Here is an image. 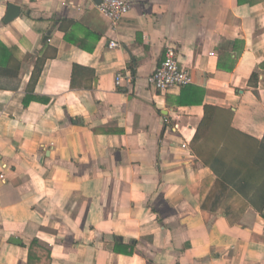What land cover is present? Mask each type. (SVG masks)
Wrapping results in <instances>:
<instances>
[{"label":"crops","instance_id":"obj_1","mask_svg":"<svg viewBox=\"0 0 264 264\" xmlns=\"http://www.w3.org/2000/svg\"><path fill=\"white\" fill-rule=\"evenodd\" d=\"M128 1L112 25L94 0H0V264H264V178L233 192L204 164L242 151L229 128L264 137V0ZM169 44L192 81L159 93Z\"/></svg>","mask_w":264,"mask_h":264},{"label":"trees","instance_id":"obj_2","mask_svg":"<svg viewBox=\"0 0 264 264\" xmlns=\"http://www.w3.org/2000/svg\"><path fill=\"white\" fill-rule=\"evenodd\" d=\"M59 27L64 31V39L72 44L78 45L82 49L91 51L94 48V43L87 42V40L93 39L94 42L99 39V35L89 31L86 28H83L79 23H76L72 20H60ZM66 22V23H64ZM71 26V29L68 28ZM77 27H81L84 32V36L82 38H77L74 33V29ZM74 28V29H73ZM5 52L2 47H0V53ZM257 75L254 72L251 75V78H255ZM203 118L200 121L194 138L192 140V145L194 144V150L196 148V152L198 156H201L199 152L203 141L200 142L199 140H203L206 138L208 133L214 127V118L216 108L211 105L205 104L203 106ZM229 126H226L227 128ZM224 128V129H225ZM229 131L232 134H239L242 136V148L240 150H235L236 147H230L231 149L228 152L229 147H224V150L217 153L216 155H212L211 157L204 158V164L209 166L214 173L221 177L223 181H229L234 185L231 191H239L242 193H246L250 187L251 182H253L256 178H264V137L261 141L253 139L247 135H242L240 132L235 131L229 128ZM206 141V139H204ZM197 142L198 147L195 145ZM202 144V145H201ZM238 147V146H237ZM215 148V147H214ZM239 148V147H238ZM225 152H228L226 156ZM229 157V159H228ZM221 169V170H220ZM228 207V205H225ZM246 206V203L241 204L240 207L243 209ZM253 206L261 212H264V202L253 204ZM35 249H41L42 251L46 252L36 240L32 241L31 245L29 246V253H33Z\"/></svg>","mask_w":264,"mask_h":264},{"label":"built area","instance_id":"obj_3","mask_svg":"<svg viewBox=\"0 0 264 264\" xmlns=\"http://www.w3.org/2000/svg\"><path fill=\"white\" fill-rule=\"evenodd\" d=\"M79 6L77 7L79 8ZM96 6L101 13L110 19L112 25H116L131 8L128 0H100ZM117 45L116 42L109 43L110 47ZM120 78L121 75L117 74L116 82H119ZM191 81L190 72L178 64L175 47L171 44L166 45L164 56L157 67L149 74L148 82L159 93H166L172 88L185 86Z\"/></svg>","mask_w":264,"mask_h":264},{"label":"water","instance_id":"obj_4","mask_svg":"<svg viewBox=\"0 0 264 264\" xmlns=\"http://www.w3.org/2000/svg\"><path fill=\"white\" fill-rule=\"evenodd\" d=\"M99 3L100 0H94ZM20 8L14 4H9L7 7V11L4 17V22H9L14 19L19 14Z\"/></svg>","mask_w":264,"mask_h":264}]
</instances>
